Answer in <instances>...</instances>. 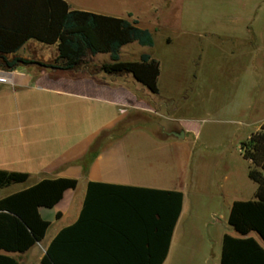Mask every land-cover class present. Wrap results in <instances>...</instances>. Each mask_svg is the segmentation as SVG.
<instances>
[{
  "label": "crops",
  "instance_id": "1",
  "mask_svg": "<svg viewBox=\"0 0 264 264\" xmlns=\"http://www.w3.org/2000/svg\"><path fill=\"white\" fill-rule=\"evenodd\" d=\"M65 1L71 9H78ZM132 43L121 48V59L138 60L142 53H147L141 52L138 58L122 57V51L132 52L133 48L128 46ZM58 53L57 42L29 38L16 52L5 54L8 60L17 56L29 60L28 63H19L12 69L0 63V78H4V82L0 81V170L29 175L16 189L2 191L0 198L43 178H76L78 183L75 188L66 189L53 207L39 208L41 216L50 222L42 240L24 252H0L14 257L18 264H40L61 228L78 220L87 184L93 181L131 187L107 190L118 199L114 201H129L131 211L139 210L142 201H147L142 198L147 193L142 188L181 191V211L162 264H220L224 234L241 236L227 221L232 202L254 198L257 188L248 176L249 161L243 157L240 146L238 151L247 163L246 168L235 171L232 166L224 167L215 176L213 189L200 185L191 168L200 130L199 124L192 122L177 121L163 126L165 133L155 132L147 125H134L125 132L107 135L83 165V157L103 131L127 118H159L160 105L174 98L167 93L170 86L167 81L163 83L157 58L159 91L152 93L130 73L107 74L98 68L91 71L85 67L88 63L73 69L44 65L53 63ZM231 58L236 68L228 84L229 100L221 97L227 84L220 79L205 84V90L213 94L208 100L214 102L216 124L228 128L231 142L241 144L264 122V55L250 53L249 63L239 65L237 62L243 58L239 51L232 52ZM87 59L99 65L109 61L110 56L97 53ZM170 75L176 77L177 71L170 68L166 77ZM186 87L183 85L181 91L187 92ZM181 130L184 137L172 134ZM53 225L56 226L49 232ZM154 235V231L136 229L135 225L117 230L73 229V246L95 252L153 251ZM248 235L263 244L255 232Z\"/></svg>",
  "mask_w": 264,
  "mask_h": 264
},
{
  "label": "trees",
  "instance_id": "2",
  "mask_svg": "<svg viewBox=\"0 0 264 264\" xmlns=\"http://www.w3.org/2000/svg\"><path fill=\"white\" fill-rule=\"evenodd\" d=\"M29 38L58 43L57 58L45 66L73 69L87 63L86 58L90 55L108 53L110 60L100 63L99 70L107 74L130 73L150 92L159 91L160 64L156 58L149 53H142L138 60L120 58L121 48L126 44H154L152 31L140 26L136 19L71 9L65 0H0L3 67L12 69L19 63L29 62L17 56L8 60L5 56L16 52ZM128 124L127 118L103 131L83 157V165L92 158L97 145L107 135L127 131ZM240 148L243 157L249 161L248 176L257 183V188L254 198L232 202L227 221L241 236L224 234L220 264H264V122L259 130L241 142ZM28 177L26 172L0 170V188L24 183ZM77 183L76 178H43L0 198V250L24 252L42 240L50 222L41 216L39 208L53 207L64 191L75 188ZM117 187L131 188L89 181L78 220L61 228L47 246L40 264H162L181 211L183 193L142 188L147 192L142 198L147 201H142L143 207L139 210L131 211L129 201H114L118 199L107 191ZM128 224L135 225L136 229L154 231L155 249L136 253L95 252L73 246V229L117 230L130 228ZM251 232H255L263 244L248 235ZM0 264L18 262L0 252Z\"/></svg>",
  "mask_w": 264,
  "mask_h": 264
},
{
  "label": "rangeland",
  "instance_id": "3",
  "mask_svg": "<svg viewBox=\"0 0 264 264\" xmlns=\"http://www.w3.org/2000/svg\"><path fill=\"white\" fill-rule=\"evenodd\" d=\"M68 1L78 9L136 19L140 26L153 33L152 46L134 42L128 45L134 51H122L121 55L138 58L141 52H147L157 58L162 67L163 83L167 81L170 86L167 93L174 99L160 105L159 118H128L129 127L147 125L155 132L165 133L167 130L163 126L177 121L199 124L191 168L199 177L200 185L207 188L213 189L215 176L218 177L224 167L232 166L235 171L246 168L247 163L238 151L240 142H231L228 128L216 124L214 102H209L213 94L207 93L205 84L222 80L227 90L221 97L229 100L228 84L236 68L232 52L239 51L243 55L238 65L249 63L250 53L264 55V0ZM86 61L85 67L89 70L97 69V64L87 58ZM170 68L177 71L176 77H166ZM183 85L187 86V92L181 91ZM224 149L228 152L224 153ZM20 185L11 184L1 189L0 194ZM69 211L73 213V206Z\"/></svg>",
  "mask_w": 264,
  "mask_h": 264
},
{
  "label": "water",
  "instance_id": "4",
  "mask_svg": "<svg viewBox=\"0 0 264 264\" xmlns=\"http://www.w3.org/2000/svg\"><path fill=\"white\" fill-rule=\"evenodd\" d=\"M173 135L178 136V137H184L185 133L183 130L179 132H172Z\"/></svg>",
  "mask_w": 264,
  "mask_h": 264
},
{
  "label": "built area",
  "instance_id": "5",
  "mask_svg": "<svg viewBox=\"0 0 264 264\" xmlns=\"http://www.w3.org/2000/svg\"><path fill=\"white\" fill-rule=\"evenodd\" d=\"M0 81H1V82H4V78H3V77H1V78H0Z\"/></svg>",
  "mask_w": 264,
  "mask_h": 264
}]
</instances>
